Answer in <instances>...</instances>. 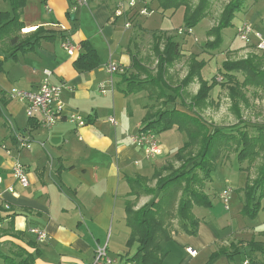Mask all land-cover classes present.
<instances>
[{
  "label": "crops",
  "instance_id": "0c3cea01",
  "mask_svg": "<svg viewBox=\"0 0 264 264\" xmlns=\"http://www.w3.org/2000/svg\"><path fill=\"white\" fill-rule=\"evenodd\" d=\"M113 7V0H88L84 5L76 0H28L21 16L25 28L18 36L28 38L42 27L40 39L14 55L9 41L0 40V264H5L1 255L19 262L22 251L34 256L31 264H94L98 245L107 247L112 264H137L128 260L139 244H127L131 228L125 207L128 199H134L128 196L127 178L152 177L156 169L172 160L188 137L182 132L176 141L177 126L157 134L163 152L154 158L133 144L145 116L163 108L146 90L123 92L127 88L124 77L139 73L133 67V56L141 59L132 46H140L141 34L154 31L137 21L125 29L123 20L113 17ZM67 40L79 47L89 40L99 53V66L91 71L77 69L74 63L81 47L71 54L63 47ZM182 48L181 59L188 61L190 54L184 44ZM111 62L123 67L125 73L110 74ZM142 66L153 72V66L144 62ZM45 81L63 88L65 116L83 115L87 120L84 126L64 118L45 127L39 119L27 116L24 103L10 96L14 88L37 90ZM199 88V81H193L182 90L181 102L173 103V108L167 104L164 109L199 113L202 119L223 109L221 93L215 99L211 91L207 104L190 110L188 95H196ZM23 142L30 143L29 147ZM231 155L218 161L213 181L206 186L212 207H194L200 220L197 235L175 231L170 241L162 243L164 264H241L248 258L247 252L254 257L253 264H264V253L248 245L251 241L264 243V198L255 218L242 212L244 189L257 174L259 162L249 167L247 161H238L237 154L235 159H230ZM17 161L27 169L28 186L13 177ZM155 184L156 180L151 183ZM227 189L231 191L229 210L219 197ZM154 197L142 196L135 209ZM34 227L46 231L45 241L30 231ZM232 243L241 253L233 255L229 248L232 257L225 254L211 259L221 247ZM188 247L197 255L191 256Z\"/></svg>",
  "mask_w": 264,
  "mask_h": 264
},
{
  "label": "trees",
  "instance_id": "16d2710c",
  "mask_svg": "<svg viewBox=\"0 0 264 264\" xmlns=\"http://www.w3.org/2000/svg\"><path fill=\"white\" fill-rule=\"evenodd\" d=\"M7 1L11 10L0 11V40L9 41L14 55L19 50L29 49L32 42L35 43L40 39L44 29L38 27L33 36L20 39L18 33L25 28L21 16L28 0ZM158 2L163 10L183 8L185 26L192 29L210 15L213 5V0H158ZM245 2L246 0L229 1L221 13L217 26L209 31L214 39L207 41V47L216 48L223 43L222 31L234 25L233 21L237 13L243 11ZM30 30L32 31L33 28L25 29V31ZM153 37L157 74L153 75L152 70L142 66V61L133 56V67L139 70V73L124 77L127 88L123 92L128 95L146 90L163 106L154 114L145 116L144 126L140 130H152L160 134L177 126L178 130L187 134L188 140L174 153L172 160L155 170L152 177L137 175L127 178L130 188L128 196L134 197L127 200L125 207L127 224L131 228V236L127 244L129 246L135 242L139 244L137 252L128 260L137 264H164L166 255L162 243L170 241L178 229L189 235H197L200 220L194 213V207H212V200L205 189L213 181V173L217 169L218 161L226 154L236 153L238 161L241 163L247 161L249 167L260 159L257 174L253 179H249L244 189L243 214L255 218L264 198V126H258L253 131L246 128L235 132L219 128L210 131L209 126L195 112V115H192L176 108L165 110L168 101L175 97L173 92L181 96L182 90L195 79L199 81L200 88L191 98L190 110L207 104L213 85L202 78V63L195 55L188 59L187 75L176 86L170 85L166 73L168 67L182 58V45L166 31H154ZM80 47L82 51L75 60V67L81 71H91L98 67L100 56L91 42L84 40L80 43ZM251 61L226 60L221 73L228 82H232L234 75L241 72L244 76L242 84L264 88V71L258 70ZM2 69L3 62L0 59V71ZM142 73L146 74L145 79H141ZM237 84L238 82L235 81L230 86L233 98L236 96L235 93L238 94ZM242 94L245 98V94ZM155 180L156 184L152 186L151 183ZM144 195L155 197L149 203L135 209L137 201ZM248 245L253 250L264 253V243L251 241ZM229 248L233 249V255L241 253L239 246L232 243L230 247H221L211 259L225 254L232 257ZM1 257L4 258L5 264H31L34 261V256L26 251H22V259L19 262L7 255Z\"/></svg>",
  "mask_w": 264,
  "mask_h": 264
},
{
  "label": "rangeland",
  "instance_id": "374dc122",
  "mask_svg": "<svg viewBox=\"0 0 264 264\" xmlns=\"http://www.w3.org/2000/svg\"><path fill=\"white\" fill-rule=\"evenodd\" d=\"M229 1L231 0H213L210 15L193 27L192 35L177 34L179 28L186 27L184 9L163 10L160 8L158 0H150V7L153 12L149 15L140 16L138 22L151 31L162 30L173 35L175 39L179 40L181 45L184 44V48L190 56L195 55L196 59L202 63V78L213 85L211 91H213L215 99H217L221 93L219 98L223 105L222 110L218 109V111H216L218 113L212 112V114H215H206L205 118H203V121L206 120L204 122L209 126L210 131L217 128L229 132H235L243 128L253 131L258 126H264V88L242 84L244 76L241 72L234 75L235 78H232V82H228L221 71H223V64L226 60L236 62L246 59L252 60L251 63L258 70L261 69L264 71V51H259L255 47L257 40L253 38L252 43L247 44L241 41L236 35L237 28L243 23L250 24L256 30L264 34V0H246L243 11L237 13L233 21L234 25L222 31L223 43L216 48L207 47V41H212L214 39V36L210 35L211 33L209 34V31L217 26L221 13ZM10 10L11 6L9 2L7 0H0V11ZM141 37L142 41H140V46H136V48L132 46V52L137 53L138 58H140L142 62L151 67L153 66L154 69L152 74L155 75L157 74V60L154 51L155 40L153 33L147 32L141 34ZM200 50H203V52H200ZM171 66L173 70L170 71L168 67L166 78L170 85L176 86L180 83L181 79L187 75L189 64L188 61L179 59ZM145 78V76H141V79ZM235 81L238 82L237 93L239 96L235 93L236 96L233 98L230 86L233 85ZM190 85L191 84H188L186 87ZM242 93L245 94V98ZM173 94L175 97L173 100L168 101L167 104H170L168 108H173V103L182 101L181 97L183 95L178 96L174 92ZM193 96L194 94L192 96L188 95V99L191 101ZM197 114L199 115V113ZM182 132L181 130L174 132V135H177L175 137L176 141L179 140ZM166 136L170 139L169 135ZM231 154L233 155H231L230 159H235L236 154ZM257 161L260 162V159ZM246 255L248 258L254 259L249 252H247Z\"/></svg>",
  "mask_w": 264,
  "mask_h": 264
},
{
  "label": "built area",
  "instance_id": "2783aa9c",
  "mask_svg": "<svg viewBox=\"0 0 264 264\" xmlns=\"http://www.w3.org/2000/svg\"><path fill=\"white\" fill-rule=\"evenodd\" d=\"M113 17L115 19H122L125 29L132 28V25L137 21L140 16L149 15L153 12L150 7V0H113ZM79 5L88 3V0H76ZM178 35L193 34V29L188 27H181L177 31ZM237 37L247 43H252V39L257 40L256 48L259 51H264V34L256 30L248 23H243L237 28ZM63 47L71 54L80 50V47L74 44L72 41L67 40L63 43ZM108 71L110 74L125 73V69L113 62L108 64ZM50 74V72H47ZM61 86L51 84L45 81L39 86L37 90H25L14 88L10 92L12 99L18 100L26 105L27 116L31 119H39L41 124L45 127H53L60 120L67 118L73 123L84 126L87 123L86 118L78 113H71L65 116V104L62 100ZM105 93V89L102 90ZM112 123L116 124L115 118L109 119ZM133 144L138 147L148 158H154L162 154V144L155 133L152 130H139L132 138ZM24 146L29 147L30 143L23 142ZM9 152V151H8ZM13 177L21 183L23 186H28L30 183L29 174L26 167L19 161H17L12 168ZM1 183V177H0ZM13 190V188H11ZM230 189L225 190L220 194V199L225 205V208L229 210L230 205ZM4 207L9 209V204H5ZM30 231L36 234L39 241H45L47 239V233L40 228H31ZM187 252L191 256H196L197 251L191 247L187 248ZM113 261L109 258L106 246H100L96 248V256L94 264H112ZM241 264H253L250 258L242 260Z\"/></svg>",
  "mask_w": 264,
  "mask_h": 264
},
{
  "label": "water",
  "instance_id": "95a60500",
  "mask_svg": "<svg viewBox=\"0 0 264 264\" xmlns=\"http://www.w3.org/2000/svg\"><path fill=\"white\" fill-rule=\"evenodd\" d=\"M73 18V17H72Z\"/></svg>",
  "mask_w": 264,
  "mask_h": 264
}]
</instances>
